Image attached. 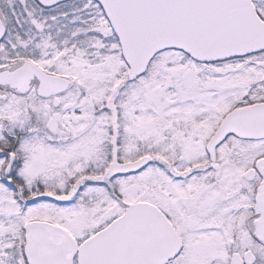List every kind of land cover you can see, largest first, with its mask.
Returning <instances> with one entry per match:
<instances>
[{"label": "snow or ice", "instance_id": "1", "mask_svg": "<svg viewBox=\"0 0 264 264\" xmlns=\"http://www.w3.org/2000/svg\"><path fill=\"white\" fill-rule=\"evenodd\" d=\"M0 264H264V0H0Z\"/></svg>", "mask_w": 264, "mask_h": 264}]
</instances>
